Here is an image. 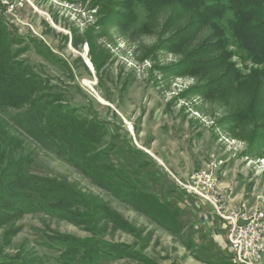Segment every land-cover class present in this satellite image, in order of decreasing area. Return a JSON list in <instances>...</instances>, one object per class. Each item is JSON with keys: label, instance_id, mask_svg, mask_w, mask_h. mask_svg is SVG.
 Returning <instances> with one entry per match:
<instances>
[{"label": "rangeland", "instance_id": "374dc122", "mask_svg": "<svg viewBox=\"0 0 264 264\" xmlns=\"http://www.w3.org/2000/svg\"><path fill=\"white\" fill-rule=\"evenodd\" d=\"M128 2L24 0L11 12L0 5L17 39L11 62L32 66V76L94 125V140L65 157L7 126L22 142L17 153L30 158L31 176L76 190L60 215L28 211L3 193L0 248L7 257L63 264L60 246L74 239L118 251L98 264L227 262L230 227L211 201L264 197V147L251 150L245 140L264 131V103L246 111L251 86L241 81L237 92L236 85L259 66L234 44L216 49L221 37L176 0H143L131 13ZM125 18L129 25L121 26ZM257 89L264 99V86ZM103 173L120 178V187L101 185ZM149 197L175 210L178 230L143 201Z\"/></svg>", "mask_w": 264, "mask_h": 264}, {"label": "trees", "instance_id": "16d2710c", "mask_svg": "<svg viewBox=\"0 0 264 264\" xmlns=\"http://www.w3.org/2000/svg\"><path fill=\"white\" fill-rule=\"evenodd\" d=\"M128 1L130 13L139 6L140 2H143V0ZM176 1L190 7L193 14L199 16L196 18L199 20L196 21L197 24H208L214 29V33L221 37L213 42V46L217 45L216 49L225 47L226 43L234 44L237 49L244 52L243 59H248L259 66L243 78L241 75V78L238 75L234 78H240L236 84L237 92L240 90L241 81L246 80L251 86L249 93L253 95L254 100H250L246 111L264 103L261 94L257 93V88L261 92V86H264V0ZM227 13L231 16L228 17ZM193 20L194 18L190 22L192 23ZM224 20L226 26H222ZM128 22L129 20L125 18L120 24L121 26L129 25ZM15 43H17L16 35L8 31L0 17V197L4 195L3 193H8V197L5 198L13 205L26 208L28 211L39 210L60 215L64 211L63 201L66 200V196L74 194L76 190H58L56 184L48 185L45 181L40 182L39 179L31 176L28 172L30 158L17 153L22 142L18 136L8 131L7 126L15 128L17 125L40 145L58 156L65 157V154L70 153L71 150L77 152V148L82 147L84 140H94L91 129L94 125L93 122L89 124L87 121L84 122L77 112V107L64 106L63 97L48 91V85L44 79L41 80L36 75L32 76V66H22L14 61L11 62L12 45ZM93 67L98 69L94 61ZM87 124L88 127H86ZM260 126L264 130V121ZM245 140L249 143L251 150H255L260 144L264 147V131L257 133L252 130ZM102 177L104 181H99L101 185L107 186L106 181L118 188L121 185L118 180L120 178L111 173H103ZM150 199L152 198L142 200L149 205L153 204L156 215L165 217L164 223L167 228L173 231L178 230L175 225L180 224L178 223L180 220L176 217L175 210H169L164 203L153 202ZM53 201L59 204L55 205ZM58 243L56 240L51 242L49 239L46 245L59 249ZM61 246L57 259L63 264H98L103 259L117 258L118 255L116 249H108L99 243H92L85 247L82 242L74 239L66 245L62 243ZM84 258L89 260L85 262ZM34 261L36 264L43 262L40 256H35ZM34 261L25 256L7 257L3 255V250L0 248V264H32ZM218 264L234 263L227 261L218 262Z\"/></svg>", "mask_w": 264, "mask_h": 264}, {"label": "built area", "instance_id": "2783aa9c", "mask_svg": "<svg viewBox=\"0 0 264 264\" xmlns=\"http://www.w3.org/2000/svg\"><path fill=\"white\" fill-rule=\"evenodd\" d=\"M24 0H0L5 11ZM230 188V187H229ZM228 188V189H229ZM227 195L211 201L215 212L228 223L227 249L234 264H262L264 260V197L258 195L250 202L246 198L238 204H228Z\"/></svg>", "mask_w": 264, "mask_h": 264}]
</instances>
